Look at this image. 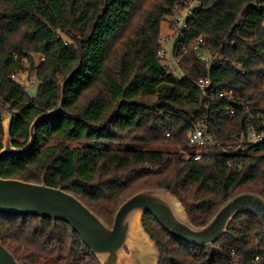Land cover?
<instances>
[{
    "label": "trees",
    "instance_id": "16d2710c",
    "mask_svg": "<svg viewBox=\"0 0 264 264\" xmlns=\"http://www.w3.org/2000/svg\"><path fill=\"white\" fill-rule=\"evenodd\" d=\"M186 2L0 0V149L2 109L12 114L14 145L25 146L35 117L57 109L62 83L76 70L63 109L41 122L30 152L0 162L1 176L62 186L110 226L120 205L148 188L179 197L197 226L236 194L264 196V143L239 157L217 148L199 160L184 157L192 122L208 114L210 129L226 140L241 132L249 112L263 109L264 0H203L173 44L183 72L168 73L174 64L160 58L161 24ZM203 52L216 58L203 61ZM25 57L36 96L12 77L27 69ZM209 66L211 92L231 89L234 98L201 94L198 78ZM225 104L236 115L218 113ZM142 223L159 264H254L255 254L264 260V225L250 211L205 247L177 240L153 214ZM0 239L20 264H101L63 220L0 213Z\"/></svg>",
    "mask_w": 264,
    "mask_h": 264
},
{
    "label": "water",
    "instance_id": "95a60500",
    "mask_svg": "<svg viewBox=\"0 0 264 264\" xmlns=\"http://www.w3.org/2000/svg\"><path fill=\"white\" fill-rule=\"evenodd\" d=\"M62 83L61 102L56 110L43 112L33 120L25 146L13 143L11 112L2 109L3 141L0 162L13 156H24L35 146L37 128L63 109L66 83ZM6 111V113H4ZM252 212L264 225V196L251 191L236 194L217 210L210 221L197 226L192 223L179 197L165 188H148L137 192L115 212L113 224L108 225L87 204L64 187H54L0 174V213L6 215L50 217L63 220L79 233L86 246L101 264H159L160 252L149 233L143 228L145 213L153 214L159 224L173 237L191 246H210L228 230L236 215ZM0 264H20L15 254L0 239Z\"/></svg>",
    "mask_w": 264,
    "mask_h": 264
},
{
    "label": "built area",
    "instance_id": "2783aa9c",
    "mask_svg": "<svg viewBox=\"0 0 264 264\" xmlns=\"http://www.w3.org/2000/svg\"><path fill=\"white\" fill-rule=\"evenodd\" d=\"M203 0H187L185 5H180L179 9L174 15H172L171 20H165L163 22L168 23V27L166 30L162 28L161 24V35H160V46L162 48L160 52V58L162 60H172V64L174 66L169 67L167 66V72L172 73L174 71L183 72L182 68L178 64L177 60L173 58V50L169 52L168 50V43L172 38L179 39L182 36V32L188 26L187 19L189 16L193 14V11L202 5ZM162 22V23H163ZM171 38V39H170ZM204 43V37H199L198 41L194 44V49L198 52L201 49V44ZM45 56L43 55L40 59H44ZM200 58L203 61L208 59H215L212 53H208V57H203L200 55ZM25 63V67L30 66V61L28 57L23 59ZM27 64V65H26ZM28 69V68H27ZM26 69V70H27ZM210 70L211 67H208V72L205 76H201L198 78V86L201 94L205 96V98L212 96V99L216 97L223 98L229 97L234 98L233 90H223L217 94L212 93V79H210ZM24 72L20 73L21 76ZM28 73V86H34L35 84V77L34 75H30ZM19 75H12V77L16 78L20 85L26 88L27 86L24 82L21 81V76ZM263 109L257 110L256 113H250L248 118L246 119V123L244 128L241 130L240 133L229 137L226 140H222L216 134V132L212 131L209 127V115L205 116L200 122H192L191 124V132L188 137V145L191 148V151H184L185 158H194L195 160L201 159L204 155H207L210 150L212 149H222L227 151L229 154L234 156H240L242 153H249L251 148L254 146H258V144L264 143V101L262 102ZM228 112L231 115H236V110L234 107L225 104L223 106H219L217 108L218 113ZM169 135V133L167 134ZM231 255L235 260H237V253L235 250L231 251ZM254 264H264V260L261 259L259 254H255L252 258Z\"/></svg>",
    "mask_w": 264,
    "mask_h": 264
},
{
    "label": "rangeland",
    "instance_id": "374dc122",
    "mask_svg": "<svg viewBox=\"0 0 264 264\" xmlns=\"http://www.w3.org/2000/svg\"><path fill=\"white\" fill-rule=\"evenodd\" d=\"M172 19V16L169 18V19H167V20H171ZM163 24V23H162ZM175 40H176V38L174 37V38H172L170 41H169V43H168V45H167V47H168V50H169V52H172V50H173V44H174V42H175ZM202 55H203V57L205 58V57H208V52H203L202 53ZM34 57H35V61H37V62H39V60H40V55H34ZM27 65V64H26ZM27 70H25V71H23L24 73H23V75L21 76V74H20V76H21V81L22 82H24V84L27 86V91H28V93L31 95V96H36V94L38 93V89H39V84H38V80H37V78H36V76L32 73V72H30V66L28 67L27 66ZM26 72H29L30 73V75H34V79H35V85L34 86H28L27 85V81H28V73H26ZM6 110V109H5ZM4 113H6V111H4Z\"/></svg>",
    "mask_w": 264,
    "mask_h": 264
},
{
    "label": "crops",
    "instance_id": "0c3cea01",
    "mask_svg": "<svg viewBox=\"0 0 264 264\" xmlns=\"http://www.w3.org/2000/svg\"><path fill=\"white\" fill-rule=\"evenodd\" d=\"M168 27V23L167 22H163L162 24V28H164L166 30V28ZM167 31V30H166Z\"/></svg>",
    "mask_w": 264,
    "mask_h": 264
}]
</instances>
